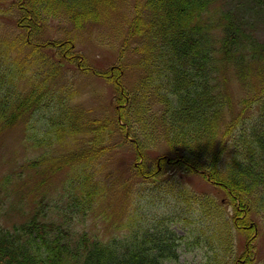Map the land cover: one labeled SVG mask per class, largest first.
<instances>
[{
  "label": "trees",
  "instance_id": "16d2710c",
  "mask_svg": "<svg viewBox=\"0 0 264 264\" xmlns=\"http://www.w3.org/2000/svg\"><path fill=\"white\" fill-rule=\"evenodd\" d=\"M119 2L17 0L14 4L23 14L21 31L10 39L0 38V131L27 117L30 128L36 124L33 119L48 114L52 136L29 133L33 146L40 150L54 143L64 145L71 137L68 147L74 149L58 156L47 151L21 167L32 171L56 167V172L72 165L73 169L64 186L65 205L60 209L53 204L59 208L54 215L49 213L50 204L35 199L24 221L9 227L0 223V264H170L179 259L178 237L164 221L131 216L126 228L121 227L126 232L110 239L74 227L93 216L108 194V184L94 170L101 167L94 166L106 151L113 122L109 117L91 119L90 111L72 104L73 92L60 83L65 61L89 70L75 51V35L42 45L33 41L32 34L42 22L56 18L80 32ZM227 2L134 0L122 53L138 55L129 67L131 72L140 71V78L133 85L123 79L124 57L96 75L114 87L115 124L134 138L138 160H146L157 141L169 147L171 155L161 156L153 167L145 162L132 167L135 176L153 180L159 166L179 164L189 174L200 172L209 178L231 200L234 212L229 217L216 198L198 200L189 188L176 192L167 186L184 200L190 216L202 219L207 241L219 246H213L215 254L206 264H256L250 247L258 226L252 217L264 214V41L257 36L264 23V0H242L232 9ZM228 69L246 91L238 111L223 87L229 82ZM80 134L87 141L80 140ZM8 180L13 181L11 176L4 182ZM127 186L122 182V188ZM14 206L10 202L9 209ZM18 207L23 213V205ZM232 228L247 234L251 242L236 262L234 256L228 259L237 247Z\"/></svg>",
  "mask_w": 264,
  "mask_h": 264
},
{
  "label": "rangeland",
  "instance_id": "374dc122",
  "mask_svg": "<svg viewBox=\"0 0 264 264\" xmlns=\"http://www.w3.org/2000/svg\"><path fill=\"white\" fill-rule=\"evenodd\" d=\"M239 1L242 0H228L226 5L232 9ZM15 3L17 0H0V38L8 37L10 39L21 31L19 21L22 20L23 14L14 6ZM133 4L134 0H125V2L121 0L116 7L111 8L112 11L106 15L102 12L98 20L91 21L80 32L75 31L70 23L56 18L42 22L36 32L32 34L33 41H38L42 45L50 41L61 40L70 33L75 35V51L81 54L89 70H80L78 64L65 61L66 67L64 73H61L60 83L61 85L65 84V87L73 92L72 104L90 111L91 119L105 120L106 117H109L113 122L111 124L113 132L106 136V146L104 147L106 151L102 159H99L94 166L101 167L94 168V170L101 172L100 178H103L108 184V194L99 203L93 216L79 221L75 225L72 221L71 223L77 230L87 229L93 234H99L102 238L110 239L118 233L126 232L125 229L121 231V227L126 228L131 216H135V218L148 217L158 222L164 221L168 230L176 233L179 242V259L169 263L206 264L215 254L213 246H219L214 245L213 240L212 242L208 240L212 246L210 245L204 231V222L201 218L198 219L199 216H190L187 210L188 206L184 200L175 197V191L180 192L189 188L192 195L196 196L198 200L214 197L218 202L223 203L229 217L234 212L231 200L223 192L224 190L216 188L209 178L200 172L189 174L179 164L170 163L159 166V172H156L152 177L154 181H144L141 177L135 176L132 167H141L144 162L146 167H153L161 156L171 155L169 147L164 141H157L155 145L151 143L146 160H138L135 144H133L134 138H130L128 133L119 130L115 124L118 112L115 105L118 96L115 94L114 87L112 83H108L96 75L98 70L106 72L124 57L122 45L128 32V18L133 17L131 12ZM257 36L264 41V23L260 25ZM137 57V54H132L122 59L124 67H121L126 71L123 79L130 85L135 84L140 78L141 72L138 73L134 70L131 72L129 67L132 62L131 58ZM226 72L227 75L229 74V82L224 83L223 87L227 88L234 108L238 111L240 101L246 96V91L232 69H228ZM230 110L229 108L227 117L231 115ZM47 117L48 114L44 113L42 117L33 119L36 124L30 128L29 117H27L13 127L0 131V223L6 227L24 221L26 218L24 215L27 210L32 208L35 199H43L42 202L50 204L49 213L51 215L55 213L53 210L62 209V206L65 205L62 198L65 197L67 191L64 192V186L73 169L72 165L61 167L56 172H54L56 167L45 166L37 171L21 167L23 163L30 162L47 151H53L58 156L74 149L71 146L68 147L71 145L70 141L73 142L71 137L64 145L54 143L51 147L40 148V150L39 147L33 146L29 139V133H36L42 138L52 136L49 133L50 122ZM135 130L136 124L132 131ZM79 139L87 141L81 134ZM108 145L112 146L111 150ZM9 176L13 179L11 184H9V180L4 182ZM124 181L128 182V186L122 188ZM169 185H172L175 191L169 192L167 188ZM31 195L33 199L29 201ZM10 202L15 203L11 210L9 209ZM19 203L24 207L23 213L18 207ZM55 218L61 220L57 214ZM252 218L258 226L252 234V247L250 248L254 251L256 264H264V214L262 212L259 215L254 214ZM193 219H197L199 222L197 223ZM225 222L227 223V220ZM232 237L233 241L237 243L236 253L232 254L231 252L228 259L232 260L234 256L236 262L251 242H248L247 234L238 232L236 228H232Z\"/></svg>",
  "mask_w": 264,
  "mask_h": 264
}]
</instances>
